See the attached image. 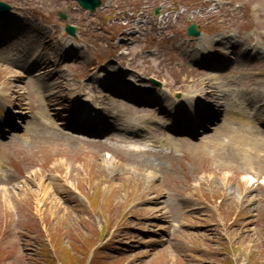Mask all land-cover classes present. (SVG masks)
I'll return each mask as SVG.
<instances>
[{"label":"rangeland","instance_id":"374dc122","mask_svg":"<svg viewBox=\"0 0 264 264\" xmlns=\"http://www.w3.org/2000/svg\"><path fill=\"white\" fill-rule=\"evenodd\" d=\"M0 2V264H264V0Z\"/></svg>","mask_w":264,"mask_h":264},{"label":"bare ground","instance_id":"6f19581e","mask_svg":"<svg viewBox=\"0 0 264 264\" xmlns=\"http://www.w3.org/2000/svg\"><path fill=\"white\" fill-rule=\"evenodd\" d=\"M211 41H212V39L207 41L208 46L211 44ZM204 51H208V50L205 48ZM102 72H104V71H100L99 72V74H101L99 76L104 75ZM105 76H107V75H105ZM104 84L105 83L103 82V86H104ZM201 85L203 86L204 84H201ZM215 89H217V87L208 85L207 87L203 86L202 89L200 90V92L203 93V94H207V95L210 96V98H213V100H216L217 99V94H216V90ZM157 96L160 99V102H162L161 103L162 105L167 103L166 102V98H165L164 95H162V93H157ZM10 102H11L10 104L12 105V101H10ZM8 103L9 102H1V100H0V112L3 113L2 115H4L3 121L5 123H8L9 121H11V116L8 113V108L10 107V106L7 105ZM101 104H103V103L100 102V105ZM198 104H199V102L193 96H189L188 98H183V100H178V101H174V102L172 101V106L174 108L172 110H174V113H176V111H177V114L179 112H181V113L189 112L190 119H191L190 121L195 123V119H196V123H197L198 109L196 107H197ZM99 112H101V110ZM239 116H240V119H241V117H242V119L243 118H246V119L250 118V117H246L245 113H243V112H241L239 114H236L237 118ZM62 124H66L65 121H63ZM234 134H235V137L240 140L239 143L242 144V145H248L250 143V141H251L250 137L246 136L244 133L234 132ZM68 135L72 136L74 138V140H75V138H78L79 140H89V139H87L85 134L78 133V132H75V131H70V129L68 131ZM167 148H171V146L168 145V146L164 147V149H167Z\"/></svg>","mask_w":264,"mask_h":264},{"label":"water","instance_id":"95a60500","mask_svg":"<svg viewBox=\"0 0 264 264\" xmlns=\"http://www.w3.org/2000/svg\"><path fill=\"white\" fill-rule=\"evenodd\" d=\"M76 2H78V4L85 10H90L91 12H94L97 7L102 5L101 0H75ZM0 6H2L0 12L4 13L6 11H8L10 9V7L4 3L0 2ZM67 32H69L70 34H73L74 28L67 25L66 27ZM188 34L189 35H193V36H197L200 34V32L197 30V26L196 24H192L189 29H188Z\"/></svg>","mask_w":264,"mask_h":264}]
</instances>
